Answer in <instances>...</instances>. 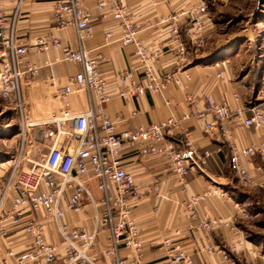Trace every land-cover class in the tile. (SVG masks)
<instances>
[{"label": "built area", "instance_id": "obj_1", "mask_svg": "<svg viewBox=\"0 0 264 264\" xmlns=\"http://www.w3.org/2000/svg\"><path fill=\"white\" fill-rule=\"evenodd\" d=\"M19 1L7 17L0 0V96L12 105L19 126V144L14 156L0 162V264H100L91 253L99 234L106 236L103 254L109 264H144V243L132 216L133 200L140 199L144 191L157 198L162 195L157 183L144 187L136 182L123 165V152L129 149L145 156H160L171 164L181 179L191 169L203 171L208 152L199 150L182 131L185 136L183 148H176L171 142L161 145L166 128L176 125L179 120L173 115L160 123L118 131L104 114L103 103L112 95L123 98L144 93L162 95L171 83L180 84L177 70L160 72L149 63L153 57L129 19L127 0H94L101 17L110 14L119 22L118 40L122 44H131L135 57L133 63L115 73V82L121 88L108 91V83L100 71L99 56H92L84 44L93 30L83 0H55L52 12L56 27H74L75 47L63 44L51 32L27 43L20 41L16 30ZM149 1L157 3L156 0ZM191 1L188 6L181 5L160 16L156 24L177 38L180 25L185 23L189 44L198 49L207 36L208 2ZM105 34L110 37L111 31L106 30ZM52 46L60 48L62 60L80 65V83L89 99L82 111L63 107L59 114L42 116L38 101L30 98V86L40 65L28 57L29 52H45ZM187 57L185 46L180 44L175 64H185ZM217 76L221 77V73ZM261 92L264 95V69ZM93 99H96L95 103ZM204 100V111L210 113L215 122H225L235 115L245 127L258 129L264 126V100L258 105L245 106L241 96L234 93L236 104L233 109L211 95H205ZM246 110L248 114H245ZM182 117L186 118L188 114L184 113ZM213 124L207 121L205 127L212 129ZM35 131H39L38 140L33 136ZM220 131L224 136L228 134L223 126ZM26 136L32 138L31 143ZM28 145L37 149L35 157L28 155L32 150ZM255 154L264 158V142L245 146L230 143L229 168L244 182L261 183L262 186L264 180L256 182L241 163L242 159ZM92 178L96 179L98 198L91 194L87 185ZM211 195H214L213 191L190 195L183 205V212L189 218H195V205ZM84 197L92 208L90 228L71 224L65 219L66 210L84 212ZM219 224L228 223L207 216L200 218L198 223L206 230ZM17 245L22 247L17 248ZM162 245L165 247L163 264H206L194 261L173 243L171 237L164 238ZM123 249L130 251L131 260L122 256ZM240 250L251 253L243 239H237L231 246L232 252Z\"/></svg>", "mask_w": 264, "mask_h": 264}, {"label": "crops", "instance_id": "obj_2", "mask_svg": "<svg viewBox=\"0 0 264 264\" xmlns=\"http://www.w3.org/2000/svg\"><path fill=\"white\" fill-rule=\"evenodd\" d=\"M1 1L7 17H10L17 0ZM156 1V4H152L149 0H127L129 19L136 26L137 36L146 45L148 54L153 57L149 63L160 72L177 70L180 84L171 83L162 95L144 93L125 98L112 95L103 103V112L114 122L118 131L160 123L173 115L179 120L176 125L166 128L161 145L171 142L176 148H183L185 136L182 131L187 133V137L199 150L207 151L208 156L203 171L191 169L181 179L174 173L171 164L160 156H145L129 149L123 152V165L133 174L136 182L144 187L157 183L162 195L157 198L153 193L144 191L140 199L133 200L132 216L144 243L142 259L144 264H163L165 247L162 242L164 238L171 237L173 243L178 244L194 261L237 264V255L231 251V246L237 239H242L236 223L240 217V206L235 194L240 189L238 182H235V178L239 177L229 168V145L234 143L245 146L264 142V126L258 129L245 127L235 115L225 122H215L213 116L204 111V96L211 95L216 101H224L233 109L236 104L233 95L238 93L243 104L249 106L252 105L251 99L247 97L254 96V83L248 85L243 80L230 79L226 61L196 62L199 53L189 44L185 23L180 25L177 38L162 25L156 24L160 16L181 5H190L191 0ZM54 3L55 0L19 1L16 30L20 41L27 43L36 36L51 32L63 44L72 47L77 45L73 26H55L52 17ZM83 4L93 30L84 44L92 56H99L100 71L108 83L107 90L121 88L115 82V73L134 62L133 46L118 40L121 30L119 22L110 14L101 17L94 0H83ZM209 19L205 24L207 36L213 31ZM106 30L111 31L110 37H106ZM180 44L185 46L188 60L177 66L175 63ZM28 57L40 65L29 91L32 92L30 98L38 101L37 108L42 116L59 114L63 107L76 112L87 107L89 99L80 83V65L62 60L59 47L52 46L45 52L30 51ZM136 66L140 68V65ZM217 73H221L222 78ZM184 113L188 117L183 118ZM199 113L204 116L201 117ZM245 114H248L247 110ZM207 121L214 123L212 129L205 127ZM221 126L228 130L226 136L220 131ZM241 163L256 182L257 179L264 180V158L259 154L242 159ZM87 185L91 194L98 198L100 193L96 179H90ZM206 191H213L214 195L198 202L194 207L195 218H189L183 212L185 201L190 195ZM82 201L84 212L66 210L65 219L71 224L90 228L92 208L85 197ZM205 216L221 219L228 224L203 229L198 223ZM20 247L22 245H17V248ZM105 247L106 236L99 234L91 253L100 264H109V259L103 254ZM121 254L127 260L132 258L129 250L123 249ZM237 254L243 255L245 251H237Z\"/></svg>", "mask_w": 264, "mask_h": 264}, {"label": "rangeland", "instance_id": "obj_3", "mask_svg": "<svg viewBox=\"0 0 264 264\" xmlns=\"http://www.w3.org/2000/svg\"><path fill=\"white\" fill-rule=\"evenodd\" d=\"M206 1L213 31L197 49L199 55L195 61H226L230 79L243 80L248 85L254 83V96L248 95L247 99H251L252 105L260 104L264 100L261 92L264 69V0ZM18 133L16 112L0 96V162L14 156L19 144ZM33 136L38 140L39 131H35ZM26 140L31 143L32 138L26 136ZM38 146L42 148L40 144ZM29 148L32 150L28 155L35 157L37 149L33 150L28 145ZM43 150L44 148L41 152ZM240 181L235 178L240 189L235 194L240 206V217L236 219V223L251 253L245 251V254L238 255L234 252L237 255L235 259L237 264H264V184L261 186V183L248 184Z\"/></svg>", "mask_w": 264, "mask_h": 264}]
</instances>
